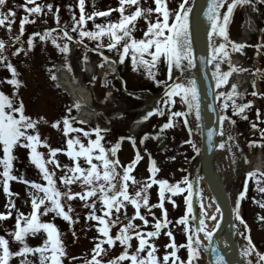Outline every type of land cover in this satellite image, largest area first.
Wrapping results in <instances>:
<instances>
[{
	"label": "snow or ice",
	"instance_id": "6c2138e0",
	"mask_svg": "<svg viewBox=\"0 0 264 264\" xmlns=\"http://www.w3.org/2000/svg\"><path fill=\"white\" fill-rule=\"evenodd\" d=\"M7 2L8 0H0V9H3ZM260 3H264V0H206V7L197 14L204 23L209 25L206 30L208 54L200 56L199 63L205 69L209 65L212 66V81L218 90L213 93L212 103L206 106L208 111L215 116L214 127L205 125L197 78L191 74L197 66L191 15L194 12L192 0H179L174 10L168 7V0H152L154 7L151 5L142 7L140 0H119V6L115 9L120 13L119 20L117 22L109 21L105 24L95 23L94 18L106 17L114 9L93 11L90 15H86L85 0H78L80 15L77 19L75 14H72L71 29L67 27V24L63 27L59 25V7L57 6L56 12L53 13L57 28L46 29L43 33L30 34L27 39V49L31 50L34 47L33 36H38L40 41L51 40L52 44L62 53L69 52L68 42L83 44L84 38H88L90 41L97 42L92 50L99 52L104 61L110 59L104 55L102 51L104 48H107L109 52L115 51L119 63H124L126 58H130L133 71L142 69L157 87L163 86L162 98L157 101L155 107L140 118L142 121H147L154 114L164 116L167 113V121L160 125V133L154 134L152 138L155 139L165 129L173 127L175 123L182 120L190 137L185 143L190 144L193 152L199 155L201 149L191 139L194 134L204 136L206 133L210 149L214 147L224 149L227 142L233 139L232 135L229 133L227 141L221 139L218 143L214 137L217 135L223 137L226 134L224 128L226 120L230 124L235 123L225 110L231 107L234 115H240L252 104V101L237 103L236 97L240 94L236 91L235 85H232L228 91L220 89L228 83V78L233 71L231 61L226 59L229 57L227 48L231 46L235 51L244 47V45L229 41L227 25L230 22L231 14L238 5H249L255 11L257 10L256 5ZM15 7L23 9L26 14L19 21L20 33L12 36ZM67 7L71 11V5ZM44 8H47L48 12H52L53 5L37 4L35 0H25L23 4L8 8L7 11L0 10V27L6 28L9 35L8 40L0 39V66L6 67L11 73V78H6L4 82L14 87L11 97L0 91V151H2L0 185H2L4 194L9 197L8 202L4 205L8 211L0 212V222L12 217L13 210L16 213L14 227L4 228V234H0V264H11L14 257L20 258L19 264H63L62 258L66 257L67 253L60 239V232L53 221L59 217L68 222L69 226L77 223L80 219L79 216L73 218L71 215L74 212L72 201L77 198L82 202V207L89 209L85 213V221H96L97 224L94 226L100 234L93 237L97 242L91 249L90 259L84 260V264H200L203 257L209 253L208 264H230L227 256L214 241V233L220 227L217 214L221 213V207L217 204L215 211L210 216L207 214L201 193L197 188L199 177L190 179L188 175H185L175 183H169L167 179H156L155 176L159 169L149 154L148 172L150 175L143 180H137L132 173L142 157L136 148L135 137L120 136L114 144L106 147L102 133L110 131V129H102L97 125L85 130L73 126L75 117L71 115L72 107L78 109L80 107L78 103L67 107L63 117L51 122V127L58 130H61L60 125L62 124L66 148H53L47 144L46 140H41L38 124L41 121L48 122L43 117L32 118L25 114L23 101L19 99L16 91L22 81L17 78V70L9 59L7 49L12 48L15 44H20V47H16L11 52V56H16L21 52L27 55L22 41L24 26L26 23L34 22V20H29V16L35 17L41 14ZM128 9L131 11H127ZM222 9L226 10L222 11ZM47 14L44 13V15ZM153 14H155V18H153ZM141 18L145 20L146 29L142 30L141 38H136L133 33L136 31L137 21ZM86 21L93 22L92 30L85 28ZM57 29L58 34L53 35ZM71 32H75L77 35L73 37ZM104 38H107V43L104 42ZM58 39H65L66 42L61 45L57 42ZM256 47L258 48L259 45ZM84 59L86 60L87 57ZM161 62L167 68L166 80L156 78V69ZM113 63L115 64L116 61ZM222 63H228L227 71L221 69ZM173 70H176L179 75L174 77ZM48 71L51 72V69ZM50 78L56 80L55 74L51 73ZM94 79L95 77H93ZM131 95L135 94L131 93ZM252 95H257V93L253 92ZM110 96L109 92L105 99ZM176 98H179L183 110L173 111V106L177 102ZM122 116L123 113L120 114L121 118ZM257 119H259V109H257ZM76 123L83 122L76 121ZM251 126L252 128L257 127L255 123ZM69 133H77V135L70 136ZM81 133L84 138H87L86 143L81 139L79 135ZM93 134L95 135L94 139L92 138ZM260 134L264 136V130H260ZM148 136V133H144L140 138V143L143 144ZM125 139L132 143L135 156L130 163L122 165L117 153L121 148V142ZM253 143L256 142H250V146ZM38 146L46 147L47 154L38 151ZM17 147L28 149L30 163L39 170L41 179L46 183L31 181L24 175L13 174V160L16 158L13 151ZM228 150L231 151V145H228ZM145 151L147 150L145 149ZM58 153L65 154L71 163L61 164L57 156ZM48 165H52V168H49ZM58 169L63 173L59 177L56 176ZM247 177L254 179L257 191L264 192V187H260L261 180L264 179V172L259 176L255 172L246 173L245 190L239 192L233 209L235 220L244 226V231L240 234L246 241L239 250L240 264H264V253L256 249L251 239L250 229L246 221L239 215L241 198L247 191ZM10 181L22 182L27 186V195L30 198L29 213L25 214L16 208L11 197L18 194L10 191ZM129 182L132 185H139V187L130 192ZM58 183L63 187V191L57 186ZM73 185H78L81 190L73 191ZM153 185H158V203L154 204L150 203L149 192ZM185 192L187 193L184 196L185 212L184 215L177 218L175 223L183 226L186 243L176 245L172 231L170 229L166 231L164 234L169 237L170 243L164 247L165 249L171 247L172 251H165L161 260L156 254L157 247L151 240L158 238L161 235V230L167 229L168 225L172 223L167 218L164 201H169L175 207L176 202L172 197ZM194 196L200 204L198 216L194 214ZM25 203L27 204L29 201H25ZM254 203H258L261 208H264V201L254 200ZM129 207L133 209L131 215L128 214ZM156 207L161 209L160 218H157L152 211ZM50 214L52 219L47 221L42 219ZM148 216H152L151 222L147 218ZM137 219L142 223L136 224L135 220ZM257 219L264 221V217L259 214ZM207 221H214V226L211 229H209ZM150 223L151 230H148L147 226ZM114 227L117 230L113 234L111 229ZM38 234L43 236L42 243L38 246H29L26 238L36 237ZM133 239L137 241V245L134 250L129 251L133 247L131 243ZM10 241L19 245L17 250H12ZM117 243L123 247V251L111 259L104 260L103 256ZM105 244L107 248L103 247ZM179 248H186V260L178 256ZM29 254L34 259H30ZM68 259H77V257Z\"/></svg>",
	"mask_w": 264,
	"mask_h": 264
},
{
	"label": "rangeland",
	"instance_id": "374dc122",
	"mask_svg": "<svg viewBox=\"0 0 264 264\" xmlns=\"http://www.w3.org/2000/svg\"><path fill=\"white\" fill-rule=\"evenodd\" d=\"M25 0H8L7 4L3 6V11H7L8 8H13L16 5L23 4ZM37 4H52V12H48L47 8H44L42 13L33 17L29 16V20H34L33 23H26L24 28V34L22 36L23 46L27 55L24 52L17 54L16 56H11V52L14 51L16 47H20V44L13 45L12 48L7 49L9 59L11 63L17 70V78L22 81L16 91L18 92L19 99H22L25 114L29 115L32 118L43 117L48 123L41 121L38 124V129L40 133L41 140H46L47 144L53 148L60 147L66 148L65 138L62 134V124L60 125V129H54L51 127V122L60 119L66 114V108L73 106V101L69 94L61 89L57 82L50 78L51 73L56 71L60 60L64 59V62L70 65L71 70L75 74H80L83 76V80L85 82V86L91 92V99L93 108L97 110L98 119L97 121H93L90 123H76L78 121L77 117L80 112L79 108L72 107L71 115L75 117V121H73L74 127L83 128L88 130L90 127H96L97 125L102 129H110V131L102 133L104 136V142L106 147L114 144L117 141V138L120 136H134L136 139V148L139 150L142 159L138 161L136 164L132 175L137 180H143L147 177L145 164L147 158H149V154L151 158H155V162L159 171L157 172L156 179H167L169 183H175L176 181L181 180V178L185 175L190 177L192 171V163L195 161V153L192 150L190 144L185 143V141L189 140L188 129L184 127L182 120L175 123L173 127L165 129L160 135L163 137V140L160 141L158 137L155 139L152 136L156 133H160V125L167 121V113L158 118L157 116H152L151 120L144 124L137 133H133L131 130L132 126V115L130 114V108L135 103L134 100L128 98L125 94L117 92L116 89L119 86V81L116 84L114 80H109L108 84L113 85L109 88H102L101 81L102 77L99 74L100 68H96V74L91 76L90 73L86 72L81 66L85 61V57L89 54L92 62L97 64H104L102 60L103 57L99 55L98 52H90L89 50L84 49L82 44H77L74 42L69 43V52L62 53L60 52L56 46H54L51 40L48 41H40L38 36H33L34 47L31 50L27 49V39L28 36L35 32L43 33L48 26H56L57 22L53 13L56 12L57 6L59 7V25L67 24V27L71 29L72 27V14L74 13L76 18L79 19L80 10L78 7V0H35ZM142 7H147L149 5L154 7L152 4V0H140ZM179 3V0H168V7L171 9H175ZM68 5H71V11H69ZM32 6V5H29ZM119 6V0H85V14L90 15L93 11H107L109 8L114 9V11L110 12L106 17H95V23L97 24H105L109 21L117 22L120 18V13L115 11ZM262 9V13L260 14L262 18H264V5L257 4ZM252 7L247 5L246 9L250 10ZM245 6H241L238 12L235 14L234 21L230 28V37L231 39H242V31H241V23L245 17L246 11ZM127 11H131L128 9ZM252 11L253 8H252ZM44 13H48L44 15ZM26 13L23 9L19 7H15V21L12 24L11 35L16 36L20 33L19 21L23 15ZM153 18H155V14H153ZM258 27H264L263 20L259 17L258 12L255 13V17H253ZM40 28L35 31V28ZM85 28L87 30L93 29V22L86 21ZM146 29V23L143 18L139 19L136 23V31L133 33L136 38L142 37V30ZM57 32H54L53 35H57ZM62 35V34H60ZM74 37L77 33L74 32ZM259 35V34H258ZM254 34L250 42L247 44V49L242 54V59L244 65H250L256 60V46L260 42L261 38ZM264 38V33H263ZM0 39L8 40L9 35L4 27H0ZM230 41V40H229ZM59 44H63L66 42L65 39H58ZM104 42L107 43V38H104ZM230 42H235L231 40ZM95 41H90L88 38H84L83 44L89 48H95ZM230 51H232V55H235L231 46L228 47ZM242 49V48H241ZM106 52L110 53L107 48H104ZM238 51V50H237ZM115 54L116 52L113 51ZM240 56V54H237ZM241 59V57H240ZM260 63V61H258ZM262 63V64H261ZM261 73L262 75H258L255 69H251L253 74H256L260 79V89L256 88L255 85L251 82L249 88L242 89L237 91L240 95L236 97L237 103H247L248 101H252V104L249 108L245 109L243 114L234 115L231 107L229 108V112H231V119L235 121V125L238 129V134L235 136V142L237 139H241L242 148L246 150L247 154L245 157L250 159V162L255 160L262 155L264 158V136H261L260 130H264V50L262 52L261 58ZM120 68L123 69L124 75L128 78L126 79L127 85L129 88H135L139 83H143L147 80V76L144 75V71L141 69L140 71H133L130 58H126L124 63L120 64ZM51 69V72L48 71ZM236 69V68H235ZM233 71H236L233 69ZM232 71V72H233ZM231 72V73H232ZM250 72V73H251ZM162 74V76H158L160 78L167 77V68L163 62H161L156 69V76ZM93 77L95 79L93 80ZM11 78V73L8 71L6 67L0 66V91L9 95L10 97L13 95L14 87L6 82L5 80ZM232 86L234 81V77L230 76ZM105 82V80H104ZM99 83V84H98ZM98 84V85H97ZM96 85V86H94ZM150 85V84H149ZM109 89L111 92V97L104 100L106 97L105 90ZM120 89V88H119ZM253 92H256L257 95H252ZM177 102L173 106V111L183 110V106L179 103V98H176ZM152 109V107H149ZM257 109H259V119H257ZM123 113L122 118L120 114ZM246 116L247 118H243ZM113 117V118H112ZM116 118V119H115ZM255 123L257 125L256 128H252V124ZM112 129V130H111ZM144 133H148V138L145 139L144 143H140V138ZM70 136L77 135V133H69ZM81 139L86 143L87 138H84L82 133L79 134ZM92 138H95L93 134ZM191 139L194 140L192 136ZM250 142L253 143L250 146ZM237 143V142H236ZM237 148L239 149V145L237 144ZM145 149L147 151H145ZM38 151H41L47 154L48 149L43 146H38ZM262 151V152H261ZM14 157L13 160V174L20 176L24 175L26 179L31 181H37L40 183H46L41 179L39 170L35 168L33 164L30 163L28 157V149L17 147L13 151ZM118 158L122 165H127L131 162V160L135 156V151L133 149L132 143L125 139L121 142V148L118 150ZM0 156H2V151H0ZM58 159L61 164H70L71 161L69 158L63 154H57ZM49 168H52V165H48ZM250 170V169H249ZM0 171H2V167H0ZM255 172L257 176L260 173L264 172V162L263 169L250 171ZM61 170H56V176L59 177L62 175ZM245 179L246 174L240 178V184L238 185L239 192L245 190ZM10 183V182H9ZM60 187L61 191H63V187L61 185H57ZM76 189L73 191H80L78 185ZM139 185H132L129 182V191L132 192ZM247 191L245 192V196L241 198V217L246 221L248 228L250 229V235L253 243L256 246V249L264 253V221L258 220L257 215L264 217V208H261L258 203H254L255 201H264V192L257 191V185L252 177H247ZM260 187H264V179L261 180ZM10 191L12 193H17L18 195H14L11 199L15 202L16 208H18L21 212L27 214L30 212V198L27 195L28 188L25 184L18 181H12L10 183ZM150 192V203H158V185H153L149 190ZM167 195V194H166ZM187 193L177 194L172 197L176 202V206L173 207L172 203L165 200L164 207L167 209V218L170 223L168 225L167 230H162L161 235L158 238H152L151 242L154 243L157 247V256L162 260L163 254L165 251L171 252V247L165 249V245L170 243V239L164 233L169 229L173 233L174 241L176 245H181L186 243V236L183 232V226L177 225L175 221L177 218L184 215L185 212V204H184V196ZM9 197H7L4 192L2 185H0V212H6L8 209L4 207V205L8 202ZM25 201H29V203H25ZM74 212L71 213L73 218L79 216V221L71 226H69L68 222L63 221L62 218L57 217L53 222L56 224L59 232L60 239L65 246V251L67 256L62 258L63 264H84V260L90 259L92 253L91 249L94 246L95 241L93 237L99 236L100 234L97 232V229L94 225L97 224L96 221H85L84 216L85 213L89 211V209L82 207V203L77 198L72 201ZM133 209L131 207L128 208V214H132ZM144 210L142 209V212ZM152 211L155 213V216L160 218L159 214L161 213V209L159 207L153 208ZM99 214V213H98ZM15 210H13L12 217L0 222V234H4V228H13L15 223ZM149 221H152V216L147 217ZM43 220L47 221L52 219L51 214L48 216L42 217ZM84 220V221H83ZM126 223V221H124ZM136 224H141L142 222L137 219L135 220ZM151 223L147 226L148 230H151ZM116 228H112L111 231L114 234L116 232ZM244 231V226L240 232ZM75 233V235H73ZM7 238V237H6ZM243 239V237H242ZM43 236L38 234L36 237H27L26 242L29 246H38L42 243ZM132 251L135 249L137 245V241L133 239L131 241ZM263 243V245H260ZM12 250H17L19 245L12 243ZM103 247L107 248V245H103ZM123 251V247L118 243L116 246L109 249L106 255L103 256L104 260L111 259L112 257L118 255ZM178 256L181 259H187V251L186 248H179ZM69 257H77V259L69 260ZM30 259H34L31 254H29ZM20 258H12L11 264H19Z\"/></svg>",
	"mask_w": 264,
	"mask_h": 264
},
{
	"label": "water",
	"instance_id": "95a60500",
	"mask_svg": "<svg viewBox=\"0 0 264 264\" xmlns=\"http://www.w3.org/2000/svg\"><path fill=\"white\" fill-rule=\"evenodd\" d=\"M192 4L194 7V12L191 14L192 28L195 36L197 66L192 70L191 74L197 78L201 93L202 109L205 116V125L207 127H214L215 116L208 111L206 106L212 103L213 93L218 90L214 87V82L212 81V66L209 65L205 69L199 63V57L207 56L208 54L206 30L209 25L204 23L203 19L197 15L206 7V0H192ZM116 63L118 62L116 61ZM134 94L145 99L148 106H153L162 98L163 87L157 94H153L147 90L134 92ZM214 140L218 143L221 140V136H215ZM196 144L201 151L194 163L191 179L199 177L197 182L199 192L201 193L202 190L207 193V197L215 203L216 207L217 204L221 207V213H219L220 227L217 232L214 233V241L217 243L220 250L227 256L230 264H240L239 250L243 245L240 243L237 234L238 221L235 220V213L233 212L235 204L232 201L231 189L226 179L225 165L223 160L221 161L219 159L218 155L221 149L215 147L209 148L206 140V133L204 136L196 134ZM202 183L205 184L206 188L202 186ZM234 197L236 200L237 197ZM193 208L194 214L198 216L200 204L197 202L195 196L193 197ZM204 242L207 243V241ZM204 257L209 261L210 253Z\"/></svg>",
	"mask_w": 264,
	"mask_h": 264
},
{
	"label": "bare ground",
	"instance_id": "6f19581e",
	"mask_svg": "<svg viewBox=\"0 0 264 264\" xmlns=\"http://www.w3.org/2000/svg\"><path fill=\"white\" fill-rule=\"evenodd\" d=\"M226 9H223L222 11H224ZM235 10V8H234ZM234 12V11H233ZM233 13L231 14V18H232ZM230 18V21H231ZM230 22L227 25V31H228V26H229ZM252 25V23H251ZM255 25H253L252 27L254 28ZM252 30L250 29H245V35H244V40H247L246 38L250 35V32ZM219 40V38H218ZM225 63L221 64V69L223 71L225 70ZM84 69L86 72L90 73L94 72L95 67L93 66V64L91 62H89V60H87L84 63ZM107 69L110 70V66H106L103 70L105 72H107ZM179 73L175 70V75L174 76H178ZM56 77H57V81L60 84V86L67 91V93L70 95L71 100L73 101V104L76 105L77 103L80 105V113H79V119L83 120V121H94L97 119V113L96 110L92 107V103H91V94H89V91L84 88V86L82 85L81 82H83V76L82 75H78V76H74L71 72L70 66L68 64H60L58 66V69L56 71ZM236 78V91H240V89H245L246 86L248 85V83L252 80V76L250 74H246V73H239L235 75ZM223 90L224 91H228L229 90V84L227 83L226 85L223 86ZM141 123L138 122L137 125L135 124L134 126V131L138 130ZM224 128L226 130V134L221 137V139L227 141V135L230 133L233 137V139L231 141H228L226 144V147L224 149H221L218 152L219 155V159L222 161L225 165V171H226V179L229 183V187L231 189V196H232V201L235 204V197L236 196V192L235 189L237 187V177H238V171L242 168L247 170V168L250 169H254V170H261L263 167V162H264V158L262 157V155H260L256 160L255 163H253V161L250 162L249 159H247L242 166L239 165V160L238 158L240 157V159L242 160V156H241V151L240 149L237 148V143L235 142V136H234V127L232 126V124H230L228 121L224 122ZM228 145H231V151L228 150ZM202 186H205L204 183H202ZM201 198H202V202L204 204V206L206 207V212L207 214L210 216L216 209V205L214 202H212L209 197H207V193L203 192L201 190ZM217 219H219V213L217 214ZM208 223V227L209 229H211L214 226V221H207ZM239 227H241L239 225ZM237 234H238V238L239 241L242 245L245 244V242L242 240L241 236H240V232H239V228L237 227ZM201 238L203 239V237L201 236ZM254 259V257H253ZM200 264H208V261L206 260L205 257H203V259L200 261Z\"/></svg>",
	"mask_w": 264,
	"mask_h": 264
}]
</instances>
